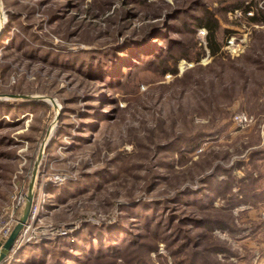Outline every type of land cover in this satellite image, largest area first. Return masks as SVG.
Listing matches in <instances>:
<instances>
[{
  "label": "rangeland",
  "instance_id": "rangeland-1",
  "mask_svg": "<svg viewBox=\"0 0 264 264\" xmlns=\"http://www.w3.org/2000/svg\"><path fill=\"white\" fill-rule=\"evenodd\" d=\"M192 1L0 0V39L9 34L5 42L0 40V103L27 105L21 110L0 106L5 124L0 127V218L13 212L15 197H26L14 228L24 216L34 184L28 217L32 241L1 264H27L41 246L57 250L74 242L84 228L116 226L124 215L122 208L140 201L173 206L170 202L179 191L199 189L201 180L219 168L232 169L241 179L245 172L238 171V165L256 162L250 155L264 148V26H250L244 11L217 15L222 27L232 32L217 61L207 50V31L196 30L190 17L181 14L171 21L173 32L166 34L193 57L205 48L207 54L199 63L180 60L176 66L177 58L170 56H180L181 49L169 55L166 43L159 41L155 48L164 47L167 64L145 62L127 69L123 85L114 90L71 68L80 67L87 57L84 52L124 46ZM203 2L209 10L223 7V0ZM259 6L264 10V0ZM51 12L63 19L50 23ZM191 12L202 15L201 10ZM22 41L29 47L18 48ZM31 48L38 50L35 56L49 52L48 61L32 57ZM166 66L177 67V74H163ZM224 109L232 116L224 118ZM94 112L104 113L91 117ZM238 113L248 114L253 123L237 129L233 116ZM229 122L226 132L206 136L201 147L188 152L194 135L212 133ZM8 139L14 142L10 147ZM255 166L264 181V168ZM223 203L218 197L214 205ZM184 208L179 217L195 214L231 222L233 232L207 233V240H202L200 250L209 261L264 264V204L226 213L201 212L195 205ZM191 235L195 239L198 233ZM211 244L228 247L229 258L206 253ZM26 246L31 250L22 255ZM158 247L150 257L152 264H177L187 258L172 256L175 247L169 250L161 242ZM54 255L44 264L53 263ZM108 262L101 264L113 261Z\"/></svg>",
  "mask_w": 264,
  "mask_h": 264
},
{
  "label": "trees",
  "instance_id": "trees-1",
  "mask_svg": "<svg viewBox=\"0 0 264 264\" xmlns=\"http://www.w3.org/2000/svg\"><path fill=\"white\" fill-rule=\"evenodd\" d=\"M133 1L137 4L141 0ZM260 1L263 0H223V3H221L222 8L209 10L203 0H193L188 8L173 10L170 14L165 15V19H168L167 21H164L160 26L154 27L141 37L127 40L124 46L103 52H84L87 57L83 60L80 67L75 68V66L71 65V68H74V70L77 69V71L90 77H94L98 81L105 82L108 88L114 90L121 88L123 85V78L126 76L125 71L127 69L131 71L133 68H136V65L145 62H148L150 66H156L157 62L159 63L161 61L163 66L167 64L165 61L167 55H165L164 47L158 44V47L155 48V44L159 41L166 43L169 55H172L175 48L181 49L180 56H170L171 59L177 58L176 66L180 60L199 63L207 54L205 48H203L197 57H193L180 41L169 39L166 34V31H172L170 29L172 27L171 21L177 19L181 14L190 17L194 25H196V30L205 29L207 31V50L210 56L217 61L224 56L225 51H223V48L227 45L226 41L232 33L227 28L222 27L217 15L220 13L226 15L236 11H244V17L250 26H264V10L260 9ZM127 3L125 4L127 5ZM200 10L202 11V15L191 12ZM250 12L253 13L252 16L248 15ZM50 15V23L52 24L63 19L55 12H51ZM14 18V16H11L10 25H12ZM6 32L8 33V28ZM4 35L0 39L3 42L9 37V34ZM14 42L15 39H12L10 46L14 47ZM25 43L24 41L20 42L18 48L25 46L27 44ZM26 46L29 47L28 45ZM30 50L32 57H38L41 60L48 61L49 52H45L44 56H35L38 50L33 48ZM162 71L163 74L172 73L176 75L178 69L174 67L172 70L166 66ZM97 98L98 101H101L100 103L105 102L102 98ZM111 101L117 104L116 100ZM0 106L6 109L18 108L21 110L25 109L27 105L10 106L5 103H0ZM96 108L94 107L95 110ZM243 108L246 109L247 107L245 108L243 106ZM103 113L94 112L89 113V115L94 117L96 115H102ZM222 115L224 118L232 116L227 109H224ZM4 125V121H0V127H4ZM230 126L231 124L229 122L212 133L194 135L188 144L190 147L188 152L192 153L201 147L206 136L213 137L218 135V133L226 132L225 130ZM4 142H1V144H5ZM6 143H8L6 146L10 147L14 142L8 139ZM250 157L254 161L256 160V162L248 163L244 161L237 167L238 171L243 170L245 172L241 179L234 177V170L219 168L217 172L201 180L200 183L202 185L199 189L192 190L187 187L179 191L170 202L173 206H169V204L164 202L140 201L129 207H123L122 213L124 215L116 226L84 228L74 242L68 240L69 242H66L62 248L59 249L58 246L57 250H51L50 246H41L37 250L39 252L37 253L38 255L32 256L27 264H44L48 256H52L54 253V262L51 264H68L69 261L76 264H101L105 261H113L112 264H152L150 257L159 252V242L166 244L169 250L175 247L172 256L187 255V258L180 260L177 264H222V262L218 261L216 263L209 261L203 250H200V247L207 233L213 234L216 231L233 232L234 229L231 226V222L223 218H206L205 216H196L195 214H192L194 216L179 217L177 213L182 207L186 209V207L194 205L201 212L213 210L226 213L228 211H234V209L240 206L259 207L264 204V181L257 176L260 174H257L254 169L255 163L259 165L255 166L259 167L258 170L264 168V148L253 152ZM258 162L260 164H257ZM220 175L224 176L223 180H220ZM218 197L224 201V205L221 207H215L214 205ZM140 227L145 230V233L136 232V234H133L135 230L139 231L141 229ZM195 231L198 235L194 239L191 234ZM145 239L147 241L152 239L156 243L149 242L151 244H148L144 242ZM51 245L53 246L55 244ZM33 248L36 249V247ZM35 249L32 250L36 251ZM30 250L26 246L20 253L24 255ZM137 251L145 253L148 257L143 258L141 253ZM205 251L212 256L223 255L225 258H229L231 252L228 247L212 244L208 248L206 247Z\"/></svg>",
  "mask_w": 264,
  "mask_h": 264
},
{
  "label": "built area",
  "instance_id": "built-area-1",
  "mask_svg": "<svg viewBox=\"0 0 264 264\" xmlns=\"http://www.w3.org/2000/svg\"><path fill=\"white\" fill-rule=\"evenodd\" d=\"M233 123L237 129H245L253 123V118H251L246 113H238L234 116ZM13 203V212H7L5 217L0 218V253L3 249V246L13 232V228L18 221L16 215L20 212V210H22L23 206L25 205L26 197L20 194L19 197H15L13 199ZM17 210H19V212ZM32 225L33 223L30 224L28 219L26 224L23 226L21 234L15 242L14 249L11 252L12 255L15 254V252L17 253V251L23 248L25 245L31 243V228L33 227Z\"/></svg>",
  "mask_w": 264,
  "mask_h": 264
},
{
  "label": "water",
  "instance_id": "water-1",
  "mask_svg": "<svg viewBox=\"0 0 264 264\" xmlns=\"http://www.w3.org/2000/svg\"><path fill=\"white\" fill-rule=\"evenodd\" d=\"M33 186H34V184L32 181V183L29 187V193H28V197H27V206H26V210L24 212V216L21 218L19 223L16 225L11 236L9 237V239L7 240L5 245L3 246V249L0 253V264L13 251L15 242L18 239V237H19V235L23 229V226L26 224V222L28 220L30 210H31L32 205H33V198H34V195H33L34 187Z\"/></svg>",
  "mask_w": 264,
  "mask_h": 264
}]
</instances>
